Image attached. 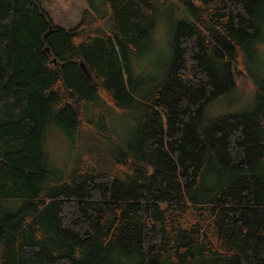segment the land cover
<instances>
[{
  "label": "trees",
  "instance_id": "1",
  "mask_svg": "<svg viewBox=\"0 0 264 264\" xmlns=\"http://www.w3.org/2000/svg\"><path fill=\"white\" fill-rule=\"evenodd\" d=\"M173 1L187 19L146 75L133 59L171 0H104L69 30L0 0V264H264V0ZM237 72L253 101L211 115Z\"/></svg>",
  "mask_w": 264,
  "mask_h": 264
},
{
  "label": "rangeland",
  "instance_id": "2",
  "mask_svg": "<svg viewBox=\"0 0 264 264\" xmlns=\"http://www.w3.org/2000/svg\"><path fill=\"white\" fill-rule=\"evenodd\" d=\"M40 2L53 22L67 30L73 29L79 23L84 10L89 9L100 15L105 9L104 0H40ZM171 3L157 16L155 28L144 53L140 57H134L135 71L146 75H156L162 71L168 54L170 55L174 26L178 21L187 19V12L183 8H178L173 0ZM256 47L253 68L264 75V33ZM236 78L241 92L218 100L211 108V115L235 112L251 104L253 84L243 73L237 72ZM72 147L70 135L57 124H51L44 148L49 154L54 170L63 172L68 168L74 153Z\"/></svg>",
  "mask_w": 264,
  "mask_h": 264
}]
</instances>
